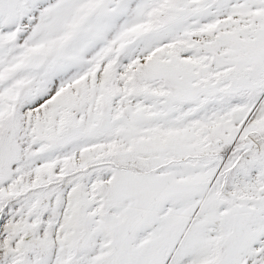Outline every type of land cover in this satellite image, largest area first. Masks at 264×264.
I'll use <instances>...</instances> for the list:
<instances>
[{"label":"snow or ice","instance_id":"snow-or-ice-1","mask_svg":"<svg viewBox=\"0 0 264 264\" xmlns=\"http://www.w3.org/2000/svg\"><path fill=\"white\" fill-rule=\"evenodd\" d=\"M0 264H264V0H0Z\"/></svg>","mask_w":264,"mask_h":264}]
</instances>
